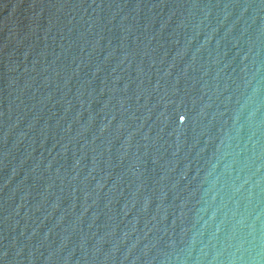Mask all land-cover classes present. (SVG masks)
I'll list each match as a JSON object with an SVG mask.
<instances>
[{"label":"water","instance_id":"1","mask_svg":"<svg viewBox=\"0 0 264 264\" xmlns=\"http://www.w3.org/2000/svg\"><path fill=\"white\" fill-rule=\"evenodd\" d=\"M0 264H264V0H0Z\"/></svg>","mask_w":264,"mask_h":264},{"label":"snow or ice","instance_id":"2","mask_svg":"<svg viewBox=\"0 0 264 264\" xmlns=\"http://www.w3.org/2000/svg\"><path fill=\"white\" fill-rule=\"evenodd\" d=\"M180 119H181V120H183V119H184V117H181Z\"/></svg>","mask_w":264,"mask_h":264}]
</instances>
